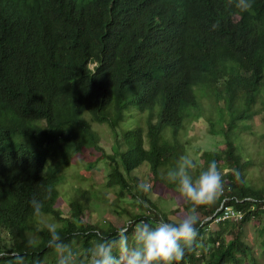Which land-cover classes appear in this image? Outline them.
<instances>
[{
    "label": "trees",
    "instance_id": "obj_1",
    "mask_svg": "<svg viewBox=\"0 0 264 264\" xmlns=\"http://www.w3.org/2000/svg\"><path fill=\"white\" fill-rule=\"evenodd\" d=\"M258 115H264V0H252L246 12L235 0H0V252L19 254L23 264H58L47 247L49 232L33 216V197L43 200L44 217L60 222L77 264L97 232L118 230L84 225L97 198L88 189L72 199L71 217L57 210L64 172L84 150L108 163L106 188L118 206L126 197L144 202V212L124 202L120 214L149 223L183 218L191 205L162 177L188 154L181 131L195 120L225 147L205 151L193 174L215 160L224 190L197 209V240L178 264H262L244 239L247 225L264 216L261 204L253 208L251 200L264 202V190L253 184L242 144ZM101 124L115 138L111 154L100 146ZM144 167L148 194L137 190L139 179L131 182ZM152 193L170 195L177 205L172 215L151 201ZM227 199L246 217L208 234L213 221L206 220ZM260 236L264 248V228ZM0 264H12L11 255Z\"/></svg>",
    "mask_w": 264,
    "mask_h": 264
},
{
    "label": "clouds",
    "instance_id": "obj_2",
    "mask_svg": "<svg viewBox=\"0 0 264 264\" xmlns=\"http://www.w3.org/2000/svg\"><path fill=\"white\" fill-rule=\"evenodd\" d=\"M231 3L232 0H229V4ZM235 7L246 12L252 8V0H235ZM212 27L216 29L219 25L214 24ZM197 167L192 154L181 155L175 167L170 168L162 177L168 183L174 184L179 196L191 205L183 218L177 221L160 219L152 223L128 220L111 236L97 232V239L91 242L79 264H178L186 250H190L197 240V209L215 203L224 190L222 173L215 160L205 170L200 171L199 175H194ZM137 190L148 194L152 185L141 182ZM50 197L51 192H47L44 199ZM29 203L33 216L40 218L43 228L50 234L47 247L57 253L58 264H77L72 246L64 242L59 234L61 225L44 219L43 200L33 197ZM8 255H11L12 264H23V257L19 254L0 252V257Z\"/></svg>",
    "mask_w": 264,
    "mask_h": 264
},
{
    "label": "rangeland",
    "instance_id": "obj_3",
    "mask_svg": "<svg viewBox=\"0 0 264 264\" xmlns=\"http://www.w3.org/2000/svg\"><path fill=\"white\" fill-rule=\"evenodd\" d=\"M95 130L100 135V146L111 154L115 144V138L112 135L111 129L107 124H101L96 125ZM181 134L183 140L187 143L188 154H192L198 163H200L205 151L225 147L223 138L213 135L205 122L194 120L187 124L186 128L181 131ZM242 144L244 146L246 160H249L252 164L253 184H256L257 188L264 190V115H258L253 128L243 133ZM95 160L96 158L88 150H84L66 168L64 172L65 181L59 186L61 195L57 210L64 217H71L72 211L70 203L72 199L77 196L78 190L88 189L92 193H95L97 198L91 203L90 210L85 212L84 225L89 226L92 223H98L103 226L113 225L119 229L129 220L127 215L119 213L126 206L124 202H127L128 206L135 205L137 213L144 212L145 210L139 206V202L130 200V197H126L124 201L120 198L122 202L118 206L116 193L106 188L110 173L108 163L105 160L96 163ZM91 163L92 167L87 172V168ZM149 173V168L144 167L141 171L132 175L133 180L131 182L134 185L137 178L141 182L149 183ZM167 196V198H164L160 196V193H152L150 198L163 212L172 215L177 205L170 200V195ZM137 200L141 201L140 199ZM150 211L151 213L157 212L156 210ZM44 219L60 225V222L52 216H45ZM220 225L218 222L213 223L209 226L207 233L219 232L221 230ZM263 228L264 216H261V218L247 225L244 231V239L254 246L255 254L262 264H264V248L261 247L262 238L260 231ZM7 244L9 245L10 243L7 241ZM73 245L75 249L82 251L80 243L74 242Z\"/></svg>",
    "mask_w": 264,
    "mask_h": 264
},
{
    "label": "built area",
    "instance_id": "obj_4",
    "mask_svg": "<svg viewBox=\"0 0 264 264\" xmlns=\"http://www.w3.org/2000/svg\"><path fill=\"white\" fill-rule=\"evenodd\" d=\"M229 199L225 200L221 209L216 213V215L212 218L206 220V222L213 221V223L218 222L219 224L232 222V223H240L246 217V212L242 209H238L235 206L228 205ZM254 210L257 208V205L261 204V209L264 211V202H260L258 200H251ZM244 202V201H243ZM212 223V224H213Z\"/></svg>",
    "mask_w": 264,
    "mask_h": 264
}]
</instances>
